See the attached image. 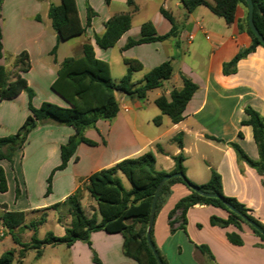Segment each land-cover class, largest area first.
Segmentation results:
<instances>
[{
    "label": "crops",
    "instance_id": "crops-1",
    "mask_svg": "<svg viewBox=\"0 0 264 264\" xmlns=\"http://www.w3.org/2000/svg\"><path fill=\"white\" fill-rule=\"evenodd\" d=\"M14 1L18 19L23 21L22 10L27 6V2ZM50 1L53 2L34 0V3L39 5L40 2H45L48 13ZM75 2L83 25L87 7L92 9L95 16L85 33L77 37L80 39L77 42L80 55L71 57L80 58L82 45L89 42L93 46L95 56L107 62L109 66L110 53L115 47L122 58L138 60L143 66V73L139 79L164 61H171L173 75L164 81L161 87L148 92L149 95L155 91L151 99L147 96L141 101L130 99L123 94L119 95V111L113 120H99L95 128H89L85 132L86 137L96 142V145L80 143L77 146L75 151L77 160L70 159L63 170L54 173L51 192L48 195H45L46 179L60 164V146L73 134L71 127L52 121L40 123L27 137L34 142V146L27 148L23 146L18 149L12 163L1 159L0 167L5 174L7 190L0 192V217L3 213L11 211L25 213V225L12 230L13 235L21 236L17 238L22 243L31 242L34 231L30 224L37 221L45 209L46 219L44 223L37 225L36 237L42 239L50 232L47 231L43 237H38L39 227L46 224L49 211L57 213L56 231L52 234L62 236L64 229L71 225L72 219L66 206L60 205L53 209L52 205L62 204L69 195L80 189L81 205L86 212L87 206L91 207L89 211L91 214L96 205L85 190L87 177L123 159L139 156L148 151L155 154L156 169L167 173L174 168L172 157L182 153L187 177H189L187 162L193 159V163L198 167V173L192 178L189 177V180L195 185L205 184L211 170H214L220 175L223 194L236 198L264 224V174H259L246 162L238 160L229 145L231 142L238 144L250 160H258L251 127L241 125V121L246 118L244 113L246 106H250L264 117V48L257 47L254 52L240 59L234 73H223V64L250 44L249 36L243 29H239L238 24V20L242 22L244 19L245 8L238 7L234 22L228 25L224 20L209 16L207 13L211 12L206 7L204 8L209 12L199 10V7L203 6L186 15L179 0H133L138 9L132 14L131 27L119 38L114 47L102 50L95 45L93 34L101 33L104 22L113 14L129 11L127 0H110L108 4L105 0ZM161 6L173 15L177 25V36L123 49L128 39L139 38L141 24L145 21L153 24L157 35L169 32L171 24L160 14ZM30 16L36 21L39 20L37 13ZM5 25V19L1 17L0 65L11 68L10 80H13L14 69L11 67L13 58L21 51H26L30 68L21 76L34 92L32 105L39 107L46 101L66 107L65 101L50 87L56 78V70L61 61L57 62L54 59L55 67L52 68L42 59L50 55L55 46L57 51L66 41L57 43L54 31L47 33L39 31L32 35L23 33L17 47L7 59L3 32ZM125 71L124 66L120 77ZM181 74L189 77L198 86L183 111L181 121L172 123L167 116L161 115L159 110L148 116L146 113L155 105L154 100L158 96L168 94L172 88L181 87ZM42 87L47 88L45 90L47 92L43 96H38ZM28 114V97L25 92L0 101V137L16 132ZM157 116H160L159 124L153 122ZM208 136L220 141L209 139ZM68 169L69 172L64 174ZM16 187L19 190L17 197ZM188 194L189 190L183 184H173L165 204L153 220L152 239L167 264H264V241H261L248 226L241 224V229H238L234 225L219 227L210 224L211 216L226 218V211L220 208L203 204L193 205L186 212L184 230L178 228L179 213L176 212L170 219L174 220L171 231L168 213L179 199ZM227 233L238 234L242 244L230 243L226 238ZM7 239L8 232L0 238V243H5ZM122 244L123 237L120 234L96 231L90 235V245L81 241H76L69 247L63 244L46 245L42 247L39 258L35 256L36 250L29 249L21 259V264L31 250L34 251L33 264H94L93 253L101 264H138L123 253ZM48 248L53 249L55 253L46 256ZM7 250L16 251L13 261V264H16L18 246L12 238L11 244L4 246L0 255Z\"/></svg>",
    "mask_w": 264,
    "mask_h": 264
},
{
    "label": "trees",
    "instance_id": "trees-1",
    "mask_svg": "<svg viewBox=\"0 0 264 264\" xmlns=\"http://www.w3.org/2000/svg\"><path fill=\"white\" fill-rule=\"evenodd\" d=\"M110 0H105L108 4ZM186 11V15L199 6L206 7L209 11L231 24L235 20L237 8L243 6L246 14L242 22L238 20L239 29H243L250 38L247 48L240 50L229 62L223 64V73H234L237 62L255 51L257 47L264 48L257 37L252 33L247 19V4L245 0H179ZM2 0H0L1 5ZM252 21L257 31L264 37V0H251ZM130 10L110 16L103 24L101 33H94L95 45L102 50L115 46L119 38L131 27L132 14L137 11L133 0H127ZM160 14L169 21L171 28L164 35H157L150 21H145L140 27V36L137 39H128L123 49L155 41H163L170 37L177 36V25L171 12L159 7ZM48 18L51 27L56 34L57 43L70 40L83 35L86 28L90 26L95 13L90 7L86 8V19L83 25L77 13L75 0H60L58 4L50 1L48 7ZM1 29H0V58L2 57ZM56 46L51 54L55 52ZM126 67L124 75L117 81L113 80L110 73V66L107 62L95 56L93 46L89 42L82 45V56L80 58L66 57L58 65L56 78L51 84V90L61 97L66 107L51 102H42L39 107L32 105L34 96L33 90L28 86L24 77L21 76L30 68V60L26 51L16 55L11 67L13 80H10L11 72L0 65V101L11 99L21 92L28 97L29 114L17 129L8 136L0 137V160L5 159L12 163L14 152L21 149L29 133L40 123L52 121L57 124L69 126L73 134L69 136L64 144L60 146V164L56 166L46 179L45 195L51 192V179L54 172L63 170L70 159L77 160L75 151L80 143L88 146H95L96 142L86 137L85 132L89 128H95L97 121H111L119 111V95L123 94L130 99L145 100L148 92L161 87L164 81L169 80L173 75L171 61H164L147 71L143 77L134 81V72L142 71V64L133 58H122ZM181 87L172 88L168 94H161L154 100L155 106L161 115L167 116L172 123H178L182 119L183 111L196 92L198 86L189 77L181 74ZM246 118L241 125L251 127L253 141L258 152V160H250L240 146L236 143H229L238 160L246 162L259 174H264V117L250 106L244 108ZM155 124L160 123V116L153 119ZM239 136L241 134L239 133ZM209 139L217 140L208 136ZM174 168L171 172L156 169V157L152 151L145 152L139 156L123 159L111 167L100 169L90 174L86 179L85 190L89 197L95 202V209L88 215L81 205V191L77 189L74 194L69 195L64 202L56 203L51 208L56 209L60 205L67 208L72 222L64 229L60 237L47 232L42 239L36 237L37 225L45 222L46 212L42 210L40 218L31 223L30 227L34 233L31 242L22 243L12 234V230L25 225L24 212H5L1 215V224L9 234L14 243L18 246L16 264H21V259L29 249L36 250V258L41 255L42 247L46 245L63 244L71 246L76 241L90 245V235L96 231L106 233H118L123 237L122 251L135 260L138 264H158L154 253L146 240V228L150 215L153 194L161 179L171 173L179 172L182 177L167 179L157 195L154 208V218L163 207L170 194V187L175 183L183 184L189 194L179 199L168 213L169 227L173 231L174 220L171 217L178 212V228L184 230L186 224V212L195 204L210 205L226 211V218L217 216L210 217L212 226L226 227L234 225L241 229V224L248 226L252 232L264 241V234L257 228L247 223L239 214L231 211L222 202L224 200L235 210L239 211L246 218L251 220L261 231H264V224L260 223L252 214L251 210L240 203L236 198L223 194L221 178L218 173L211 170L210 177L205 184L195 185L185 176L183 166L184 156L182 153L172 157ZM124 177L130 187L127 189L122 183ZM190 185L200 190L216 194L219 198L202 196L192 189ZM7 190L6 178L3 169L0 167V192ZM19 194L16 187L15 197ZM152 227L150 239L152 245L161 261L167 264L152 239ZM227 240L235 245H241L242 240L236 233H227ZM204 249L203 247H199ZM15 250H7L0 255V264H13ZM94 264H101L96 254L93 253Z\"/></svg>",
    "mask_w": 264,
    "mask_h": 264
},
{
    "label": "rangeland",
    "instance_id": "rangeland-1",
    "mask_svg": "<svg viewBox=\"0 0 264 264\" xmlns=\"http://www.w3.org/2000/svg\"><path fill=\"white\" fill-rule=\"evenodd\" d=\"M24 1L27 2V6L24 7L22 10L23 11L22 14L24 17L23 21L18 19V14H17V10L15 7V3H14L15 1L14 0H2L1 5H0V19H1V17H4L5 22H6V25L3 28V32H4V39H5V44H6L5 56L7 59L10 57L11 53L14 51L13 49H15V47H17V42L19 40H21V36H22L21 34L27 33L28 35H32V34L39 32V31H43L45 33L53 31L51 24H50V20L47 17V5H46V3L40 2L39 5H36L34 3V0H24ZM52 1L54 4L59 3V0H52ZM199 10H205L204 12H209V11H206L207 9H205L204 7H199ZM33 13H37L39 15L38 21H36L35 19H33L30 16ZM207 14H209V16H211L215 19L223 20L222 18L213 15L212 13H207ZM140 16H142V15H140ZM79 40L80 39L76 37V38H72V39L66 41V43L61 45L57 51H55L54 53H52L50 55L44 56L42 58L43 62L47 65H50L53 68V67H55L54 66V59H56L57 62H60L66 57L80 55L79 49L77 48V42ZM10 70H11V68L7 67V72H10ZM123 70H124V64L122 62V57H121L118 49L115 47L111 50V53H110V71H111L112 79L117 81L120 78L121 72ZM36 73H38L37 70H36ZM142 73H143L142 71L134 72L133 73V79L134 80L139 79L140 78L139 76H141ZM45 90H47V88L42 87L38 92V94H39L38 96L45 95L47 92ZM154 92L155 91H152L151 93H149V95H147L148 99L149 98L151 99L153 97ZM157 112H159L158 108L155 105H152V107L150 109H148L146 114L149 116V115H152L153 113H157ZM14 133L15 132H13V134ZM8 135H12V134H8ZM27 146H30V147L34 146V142L27 139L26 144L24 145V148H27ZM30 147H28V148H30ZM15 152H14L13 157H15ZM187 165H188V171H189L188 176L192 178V177H194V175L196 173H198V167L195 165V163H193V159H190L187 162ZM69 170L70 169L65 171L66 173H64V174H67L69 172ZM53 175H52V178H53ZM185 176L189 180V177H187L186 174H185ZM121 179H122V183H123L124 187L128 189L130 187L128 181L124 177H121ZM51 182H52V179H51ZM90 210H91V207L87 206V212L86 213L88 215H90V213H89ZM56 216H57L56 212H50V211L48 212L47 222H46V224H43L39 227L38 237H40V238L43 237L47 231H50L51 233L56 231L55 230L56 229ZM21 231H25V229H21ZM6 232H7V230L5 231V233ZM12 234H13V232H12ZM14 236L16 238L21 237L17 234H15ZM11 238H12L11 234L8 233L7 241L3 244L0 243V253H1L4 246L11 244ZM54 253L55 252L53 251V249L48 248V249H46L45 255L50 256ZM33 256H34V251H32V250L30 252L28 251V256H26L24 258L23 264H33L34 263L33 262L34 261Z\"/></svg>",
    "mask_w": 264,
    "mask_h": 264
},
{
    "label": "water",
    "instance_id": "water-1",
    "mask_svg": "<svg viewBox=\"0 0 264 264\" xmlns=\"http://www.w3.org/2000/svg\"><path fill=\"white\" fill-rule=\"evenodd\" d=\"M246 4H247V19H248V25L252 31V33L257 37V39L259 40V42L264 45V37L261 36V34L257 31V29L255 28L253 21H252V3L251 0H245ZM172 177H182V174L179 172H175V173H171V174H167L165 175L161 181L159 182L154 194H153V198H152V202H151V208H150V215H149V220H148V224H147V228H146V240L148 242V244L150 245L154 256L158 262V264H161V261L152 245L151 239H150V229L153 223V218H154V208H155V202L157 199V195L160 191V188L162 187L163 183ZM190 189H192L193 191H195L196 193L202 195V196H206V197H212V198H219L218 195L216 194H212V193H207L204 192L202 190H200L198 187H195L193 185L189 186ZM222 202L227 206L228 209H230L231 211L235 212L236 214H239L242 218H244V220L249 223L250 225L254 226L255 228H257L262 234H264V231H261L251 220H249L248 218H246L243 214H241L239 211L235 210L233 207H231L227 202H225L224 200H222Z\"/></svg>",
    "mask_w": 264,
    "mask_h": 264
},
{
    "label": "built area",
    "instance_id": "built-area-1",
    "mask_svg": "<svg viewBox=\"0 0 264 264\" xmlns=\"http://www.w3.org/2000/svg\"><path fill=\"white\" fill-rule=\"evenodd\" d=\"M5 231H6L5 227L1 226L0 227V237H3L5 235Z\"/></svg>",
    "mask_w": 264,
    "mask_h": 264
}]
</instances>
